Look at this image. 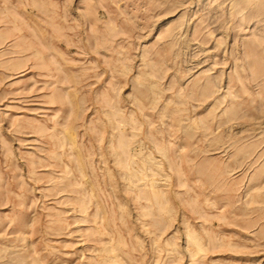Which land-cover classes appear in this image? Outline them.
<instances>
[{
    "label": "rangeland",
    "instance_id": "1",
    "mask_svg": "<svg viewBox=\"0 0 264 264\" xmlns=\"http://www.w3.org/2000/svg\"><path fill=\"white\" fill-rule=\"evenodd\" d=\"M0 264H264V0H0Z\"/></svg>",
    "mask_w": 264,
    "mask_h": 264
}]
</instances>
